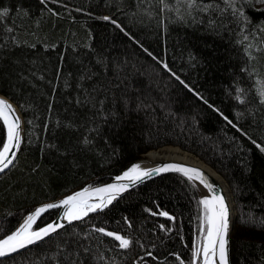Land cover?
<instances>
[{
  "label": "trees",
  "instance_id": "obj_1",
  "mask_svg": "<svg viewBox=\"0 0 264 264\" xmlns=\"http://www.w3.org/2000/svg\"><path fill=\"white\" fill-rule=\"evenodd\" d=\"M197 2L218 7L189 13L181 0H0L7 9L0 92L25 121L21 152L0 176V238L34 206L109 181L172 145L228 183L237 212L232 264H264V226L256 223L264 218V153L252 143L264 146V49H253L252 59L246 50L254 33L256 45L264 41V0L235 5L249 23L225 0ZM5 141L0 120V149ZM200 199L182 175H164L0 264H192ZM249 216L253 223L244 222ZM101 227L132 245L120 249L95 231Z\"/></svg>",
  "mask_w": 264,
  "mask_h": 264
},
{
  "label": "snow or ice",
  "instance_id": "obj_2",
  "mask_svg": "<svg viewBox=\"0 0 264 264\" xmlns=\"http://www.w3.org/2000/svg\"><path fill=\"white\" fill-rule=\"evenodd\" d=\"M163 2V0H161ZM185 4L189 13L192 9L208 11L210 8H217L218 5L198 3L197 0H181ZM247 0H225L227 9H234L233 15H236L244 23H249L250 20L241 8H236L237 3L243 4ZM167 8V5L164 4ZM7 15V9L0 10V17ZM105 20L110 19L104 17ZM264 31V28L261 29ZM256 34H253V42L247 45L249 58L252 59L251 53L253 49H264V41L260 45L254 43ZM245 39H248L245 37ZM164 67L168 65L165 63ZM175 75V73H173ZM179 79V77H176ZM259 94L264 98V80L258 82ZM240 98L239 96L237 97ZM206 103V102H205ZM225 119H227L225 117ZM0 120L6 126V141L3 142L0 149V173H3L15 160L16 150L20 148V120L15 114V109L12 104L3 98H0ZM231 123V121H229ZM87 143V139L84 141ZM252 143L259 151L264 153V146ZM177 173L186 178L193 186L198 182L210 192V195L198 201V205L202 209L200 235L192 253V264H228V249L227 236L229 233V205L220 188L210 181V177L205 172L197 167L188 166L182 163H163L154 168H144L141 164H133L121 176L115 178L116 182L107 184L102 187L85 188L80 192L66 197L59 203L47 204L37 208L33 213L27 215L23 223L10 235L0 239V257L9 256L12 253L18 252L30 245L42 241L51 234L56 233L59 229L65 227V223L72 224L74 221H81L88 217L91 213L103 211L108 208L122 193L128 191L137 183L143 182L145 179L151 178L154 175L163 173ZM62 208V216L60 220L49 223L45 227L38 230L33 229V225L41 215L50 209ZM157 213H153L156 215ZM161 216L168 217L170 220H175V217L169 216L168 212H159ZM245 223H253L251 216L244 221ZM256 223L264 226V218H260ZM130 226V222H129ZM163 228V225L160 226ZM96 232L112 237L118 242L120 249H129L132 245V240L120 235L116 232L107 231L101 227L95 229ZM87 251V250H85ZM151 256L152 253L148 252ZM102 258V257H101Z\"/></svg>",
  "mask_w": 264,
  "mask_h": 264
},
{
  "label": "water",
  "instance_id": "obj_3",
  "mask_svg": "<svg viewBox=\"0 0 264 264\" xmlns=\"http://www.w3.org/2000/svg\"><path fill=\"white\" fill-rule=\"evenodd\" d=\"M0 98H3V99H5L6 101H8L10 104H12L13 108L15 109V114L19 117V120H20V135H21V144H20V148H19L18 150H16L15 160H14L13 164L9 166L8 169H6L3 173H0V176H1L2 174H4L5 172H7V171H8V170L14 165V163L16 162V160H17V158H18V156H19V154H20V152H21V149H22V147H23V143H24V137H25V121H24L23 114H22L21 110L19 109L18 105H17V104L11 99V98H9L7 95H5V94H3V93H1V92H0ZM5 128H6V126H5ZM168 146H172V145H168ZM168 146H163V147H161V148H159V149H156V150L158 151V150H160V149H162V148H164V147H168ZM174 147H178V148H180L179 146H174ZM180 149H182V148H180ZM182 151H183V152H186V150H183V149H182ZM146 154H147V153L143 154L140 158H138V159L132 161V162L127 166V168H125L124 171H126V170H127L129 167H131L133 164H137V163H146L147 160H148ZM145 156H146V157H145ZM202 161H203V160H202ZM173 162H174V163H182V164H185V165H188V166H193V167H197V168L202 169V170L205 172V174L208 175V176L210 177V181H211L213 184L217 185V186L220 188V190L222 191V193L225 195V198H226V200H227V202H228V205H229V225H230V227H229V233H228V236H227V240H228V244H227L228 257H227V258H228V264H232V260H231V235H232V232L234 231V228H235V225H236L237 212H236V208H235V203H234L233 195H232V192H231V189H230L228 183L226 182V180H225V179H224V178H223V177H222V176H221V175H220V174H219V173H218L213 167H212L213 170L216 171V173H217L218 175H220V176L223 178L226 187H225V185L221 182V180H220L219 178L215 177V176H214L209 170H207V169L204 168L203 166H201V165H197V164H193V163H189V162H186V161H184V160H182V159L162 160V161H159V162H157L156 164H154V165H152V166H149V167H147V168H154V167H157L158 165H161V164H163V163H173ZM203 162H204V161H203ZM204 163H205V162H204ZM205 164H207V163H205ZM207 165L210 166L209 164H207ZM124 171H123V172H124ZM123 172H122L120 175H117V176L113 177V178H112L111 180H109V181H106V182H103V183H100V184H96V185H89V184H88V185H86V186H84V187H82V188H79V189H77V190H75V191H72V192H70V193H68V194H66V195H64V196H62V197H59V198L55 199V200L48 201V202H44V203H41V204H38V205L34 206L30 211H28V212L23 216V218L20 220V222L17 224V226H16V227H15L10 233H8L7 235H10L12 232H14V231H15V230H16V229H17V228L23 223V221H24V219L27 217V215L33 213L37 208L42 207V206L47 205V204L59 203V201L65 199L66 197H68V196H70V195L75 194L76 192H80V191H82V190L85 189V188H96V187H102V186H105V185H107V184L114 183V182H116L115 178L118 177V176H121V175L123 174ZM168 174H177V173H173V172L163 173V174L154 175V176L151 177V178L145 179L143 182H141V183H137L135 186L131 187L128 191L122 193V194H121V195H120L115 201H117L118 199H120L121 197H123L124 195H126L127 193L131 192L132 190H134V189H136V188H138V187H140V186H142V185L148 183L149 181H152V180H154V179H156V178H159V177H161V176L168 175ZM195 185L199 188V190H200V192H201V196H203V195H202V189H201V187L199 186V183L197 182ZM227 188H228V190H229V192H230V197H229V193H228ZM206 190H207V189H206ZM207 192L210 194V192H209L208 190H207ZM115 201H113V203H114ZM113 203H112V204H113ZM112 204H111V205H112ZM50 211H57V215H56V216H55L50 222L46 223L45 225H43V226H41V227H39V228L45 227V226H46L47 224H49V223H53V222H56V221L60 220V218H61V216H62V212H63V209H62V208L50 209V210H48L47 212L43 213V214L41 215V217H42L44 214H46V213H48V212H50ZM98 212H100V211H98ZM98 212H96V213H98ZM96 213H91V214H89V216L92 215V214H96ZM89 216H88V217H89ZM169 216H171V215H169ZM163 217H164V216H163ZM171 217H172V216H171ZM39 218H40V217H39ZM39 218H38V219H39ZM85 218H87V217H85ZM85 218H84V219H85ZM165 218H168V217H165ZM38 219H37V220H38ZM76 222H79V221H74L72 224H74V223H76ZM64 223H65V227L71 225V224H67L66 222H64ZM65 227H64V228H65ZM39 228H36V229L33 228V229H34V230H38ZM64 228L59 229L56 233H58L59 231H61V230L64 229ZM105 229H106V228H105ZM106 230H107V231H111V232H116V231L109 230V229H106ZM56 233L51 234L49 237L44 238L42 241H44V240L50 238L51 236L55 235ZM116 233H118V232H116ZM118 234H120V233H118ZM7 235H6V236H7ZM120 235H122V234H120ZM6 236H4V237H2V238H0V239L5 238ZM105 236H106V235H105ZM109 238L112 239V240H114L112 237H109ZM42 241H39L38 243H40V242H42ZM114 241H115V240H114ZM115 242H116V241H115ZM38 243H36V244H38ZM117 243H118V242H117ZM36 244H33V245H36ZM33 245H30V246H28V247H26V248H24V249H20L18 252H16V253H12V254L9 255V256L0 257V259L7 258V257H11V256H13V255H16V254H18L19 252H21V251H23V250H25V249H27V248L33 246Z\"/></svg>",
  "mask_w": 264,
  "mask_h": 264
},
{
  "label": "bare ground",
  "instance_id": "obj_4",
  "mask_svg": "<svg viewBox=\"0 0 264 264\" xmlns=\"http://www.w3.org/2000/svg\"><path fill=\"white\" fill-rule=\"evenodd\" d=\"M146 153H147L146 156L148 159L147 162L146 163H139L144 168L152 166V165H154L157 162L162 161V160L182 159L186 162L203 166L204 168L209 170L215 177L219 178L221 180V182L225 185L223 178L220 175H218L216 173V171H214L211 166H208L207 164H205L206 162L204 163L199 157H197L195 154H193L191 152H188V151L183 152L182 149H180L178 147L168 146V147H164L158 151L156 149H154V150H150ZM101 183H103V182H101ZM96 184H100V183L89 184V185H96ZM199 186L202 189L203 198L205 196L210 195L202 185L199 184ZM225 187H226V185H225ZM227 190H228V188H227ZM228 193H229V197H230L229 190H228Z\"/></svg>",
  "mask_w": 264,
  "mask_h": 264
},
{
  "label": "rangeland",
  "instance_id": "obj_5",
  "mask_svg": "<svg viewBox=\"0 0 264 264\" xmlns=\"http://www.w3.org/2000/svg\"><path fill=\"white\" fill-rule=\"evenodd\" d=\"M203 198V196H201V199Z\"/></svg>",
  "mask_w": 264,
  "mask_h": 264
}]
</instances>
